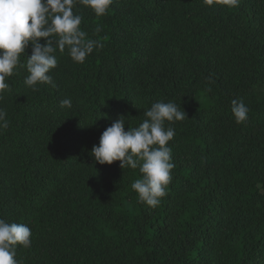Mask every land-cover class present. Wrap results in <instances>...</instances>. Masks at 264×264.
<instances>
[{
    "label": "trees",
    "instance_id": "trees-1",
    "mask_svg": "<svg viewBox=\"0 0 264 264\" xmlns=\"http://www.w3.org/2000/svg\"><path fill=\"white\" fill-rule=\"evenodd\" d=\"M73 12L103 47L83 63L57 50L55 87L33 90L29 45L0 100V219L32 232L18 264H264V0H113L101 17L77 2ZM233 100L249 108L243 123ZM157 101L187 117L165 123L174 168L150 207L131 188L139 168L100 165L91 150L113 121L138 127Z\"/></svg>",
    "mask_w": 264,
    "mask_h": 264
},
{
    "label": "clouds",
    "instance_id": "clouds-1",
    "mask_svg": "<svg viewBox=\"0 0 264 264\" xmlns=\"http://www.w3.org/2000/svg\"><path fill=\"white\" fill-rule=\"evenodd\" d=\"M77 2L101 17L113 0H0V100L10 90L6 78L20 65V57L29 45L31 54L27 55L25 84L33 90L37 84L55 87L50 71L58 65L57 50L63 53L67 49L74 62L83 63L94 49L103 47L99 40L88 38L81 30L82 17L73 12ZM203 2L212 6L214 0ZM218 2L234 8L240 0ZM61 107H71V100H62ZM232 113L237 123H243L248 119L249 108L243 101L233 100ZM5 116L4 110L0 109V128L8 126ZM144 116L138 127L127 130L123 116L113 121L102 132L99 144L93 145L91 155L100 165L119 161L122 169L139 168L141 178L132 182L131 188L138 194L140 202L156 207L167 194L174 168L172 149L167 145L175 130L166 127L165 123L182 121L187 116L171 101L154 102ZM31 236V229L26 224L0 219V264H18L14 258L15 247H30Z\"/></svg>",
    "mask_w": 264,
    "mask_h": 264
}]
</instances>
